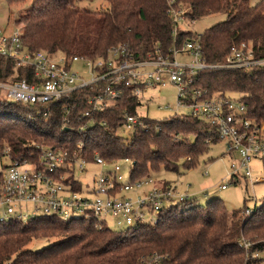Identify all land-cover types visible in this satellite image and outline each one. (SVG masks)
I'll return each mask as SVG.
<instances>
[{
	"label": "trees",
	"instance_id": "trees-1",
	"mask_svg": "<svg viewBox=\"0 0 264 264\" xmlns=\"http://www.w3.org/2000/svg\"><path fill=\"white\" fill-rule=\"evenodd\" d=\"M9 3L23 0H6ZM78 0H32L15 22L22 26V42L30 51L45 50L70 58L103 56L112 46L126 45L137 58L168 53L186 40L197 39L205 62H223L231 45L249 42L256 54H264V0H104L105 8L91 10ZM185 10L193 21L218 12L226 16L200 34L177 28L168 14L169 2ZM31 70L15 67L0 56V79L28 77ZM195 86L214 93L238 94L254 122L264 121V69L252 72L204 69L197 72ZM87 88L45 106L0 99V151L10 148L14 159H28L36 145L72 152L81 144L87 161L98 154L109 161H131L130 178L150 176L163 168L178 172L180 166L196 165L212 143L215 131L196 117L172 115L162 120L144 118L124 137L119 133L123 115L136 114L138 96L127 91L117 102L91 118L81 117L88 108ZM49 108L46 116L39 110ZM64 107H67L66 113ZM68 119L65 121V119ZM211 139V143L207 142ZM72 178V177H70ZM162 186L170 182L157 181ZM73 189L79 182L71 181ZM187 198L163 207L154 223H137L113 230L95 220L40 215L27 222L0 223V264H139L152 253L163 264H256L264 252V197L248 215L247 207L228 210L219 198L205 205ZM245 203V200H244ZM33 239H52L39 249L26 245ZM244 241L249 243L244 247ZM258 253V257H252Z\"/></svg>",
	"mask_w": 264,
	"mask_h": 264
},
{
	"label": "built area",
	"instance_id": "built-area-1",
	"mask_svg": "<svg viewBox=\"0 0 264 264\" xmlns=\"http://www.w3.org/2000/svg\"><path fill=\"white\" fill-rule=\"evenodd\" d=\"M167 12L174 23L172 37L175 38L179 23L186 20L185 10L171 1ZM22 34V28L16 27L8 33L0 27V56L11 59L16 68L31 70L28 77L0 79V99L45 106L70 96L77 89L87 88L90 92L86 97L88 108L80 116L91 118L119 101L127 91L140 97L144 89L165 85L168 81L176 87L177 93L173 115L196 117L216 132L219 141H225L224 153L230 159L228 179L219 188L225 189L241 178L251 184L264 181V121L251 120L245 103L232 93L209 95L195 86L199 70L222 68L248 73L264 69V54H256L249 42L231 45L223 62L209 64L201 55L197 39L186 40L180 48L174 46L165 54L157 48L145 58L135 57L128 46L118 44L105 55L89 59L68 58L45 50L30 51L22 42ZM182 55L187 60H182ZM76 62L80 64L79 71L73 69ZM64 110L68 112L67 107ZM41 111L46 116L49 108L39 110L38 114ZM143 126V117L126 113L120 129L129 135ZM207 142L211 143V139ZM36 148L30 158L23 160L12 158L9 147L0 151V158L9 161L0 170V223L27 222L47 215L63 221L92 218L96 227L110 219L119 229H125L137 223H154L161 209L172 204L173 199L180 202L188 198V195L178 194L171 183L162 186L151 176L131 179L129 175L124 180L118 164L121 159L109 161L95 153L93 160L87 161L81 144L72 152L48 145H36ZM256 159L261 163L259 176L254 175L250 167ZM88 164L103 167L92 179L91 186L83 185L75 177V172L85 171ZM203 174L208 175V169ZM72 180L79 182V189L72 188ZM144 186L149 188L134 197L125 195ZM251 212L247 207L244 214ZM243 245L246 248L249 243L244 241ZM257 256L258 253L252 255ZM164 258L152 253L139 264H163Z\"/></svg>",
	"mask_w": 264,
	"mask_h": 264
},
{
	"label": "rangeland",
	"instance_id": "rangeland-1",
	"mask_svg": "<svg viewBox=\"0 0 264 264\" xmlns=\"http://www.w3.org/2000/svg\"><path fill=\"white\" fill-rule=\"evenodd\" d=\"M256 1L249 0L251 5ZM31 2L32 0H23L22 2L9 3L6 0H0V27L4 28L8 33L16 27L22 28L20 24L17 25L15 19L19 14L24 13L29 8ZM77 5L91 10H101L105 8L106 3L104 0H78ZM225 16L226 12L223 11L212 13L198 20H185L179 23V27L200 34L205 28L222 21ZM181 59L187 60V57L184 56ZM73 69L79 71L80 64L77 62L74 63ZM231 95L239 97L238 94ZM176 96V87L168 81L165 85L146 88L139 97L140 104L136 112L141 117H148L155 120L168 118L175 113ZM119 133L124 137L129 136L125 134L123 129H120ZM224 147V140L212 143L209 149L199 157L194 167L185 169L183 166H180L178 172L160 168L157 171H151L150 176L157 181L170 182L172 186H175L178 194L188 195L194 204L205 205L207 201L213 198H219L228 210H242L244 207L252 209L255 205H259L264 197V181L251 184L247 179L241 178L238 182L229 184L225 189H220L219 186L228 179L226 175L230 162L229 156L224 153ZM8 162L7 158H0V170L2 165ZM118 164L121 166V174L124 180H127L130 175L131 163L121 159L118 161ZM250 167L254 175L259 176L258 172L261 170L259 160H253ZM104 168L108 167L105 166ZM205 169H208V175L203 174ZM102 170V166L88 164L85 171H76L75 177L83 185L87 184L91 186L92 179ZM148 188L144 186L140 190L129 191L125 195L134 197L135 194H140ZM177 202V199H173L171 203L175 204ZM28 207L31 208L30 205ZM106 224L113 230H119L114 221L110 219L107 220ZM51 241L52 239H33L26 247L39 249ZM259 256L261 259L256 264H264V252L260 253Z\"/></svg>",
	"mask_w": 264,
	"mask_h": 264
}]
</instances>
